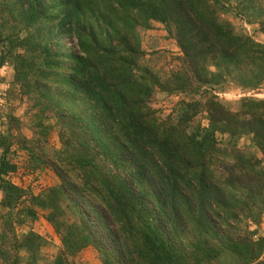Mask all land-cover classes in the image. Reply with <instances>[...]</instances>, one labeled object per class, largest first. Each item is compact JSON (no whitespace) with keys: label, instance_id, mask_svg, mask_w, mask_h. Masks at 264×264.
Returning a JSON list of instances; mask_svg holds the SVG:
<instances>
[{"label":"trees","instance_id":"1","mask_svg":"<svg viewBox=\"0 0 264 264\" xmlns=\"http://www.w3.org/2000/svg\"><path fill=\"white\" fill-rule=\"evenodd\" d=\"M227 14L264 34L259 0H0V69L35 110L32 139L11 109L0 129V264H72L87 246L102 264H264V98L212 92L260 87L264 43ZM154 21L181 51L175 70L144 62L139 31ZM158 91L178 96L165 116ZM13 146L59 182L39 194L11 182ZM37 209L59 236L51 258L43 236L15 231Z\"/></svg>","mask_w":264,"mask_h":264},{"label":"rangeland","instance_id":"2","mask_svg":"<svg viewBox=\"0 0 264 264\" xmlns=\"http://www.w3.org/2000/svg\"><path fill=\"white\" fill-rule=\"evenodd\" d=\"M264 9V0H259ZM227 19L234 25L235 29L251 36L258 42L264 43V34L259 29V24L248 23L244 18L227 14ZM142 49L145 52L144 62L155 70L167 71L175 70L180 65V57L182 56L181 51L176 45L175 39L169 36V33L165 29L164 25L154 21L152 27L149 29H141L139 31ZM64 48L76 49L75 41L64 42ZM13 69L9 65H4L0 69V129L5 125V116L10 111L14 116L19 118L21 124H19L20 132L28 139H32L34 136L29 126V122L33 119L35 110L32 109L34 102L21 97L18 98L17 86L12 84ZM212 92L220 99L224 101L234 102L244 97L252 98H264V83L254 90H244L235 86L234 84H227L221 88H215ZM178 99L176 95H168L158 91L152 97L151 105L154 109L160 111L161 116H165L172 112L174 103ZM30 111V114L27 111ZM205 114L202 115V117ZM31 116V117H30ZM201 117V123L206 124L205 117ZM34 120V119H33ZM50 124H53L46 136L48 140V147L59 148L60 138L58 126L54 124L55 120L50 119ZM218 140L223 142L225 136L218 135ZM248 137H241L237 146L243 148L249 145ZM16 146H13L15 150ZM13 161L17 163V169L8 175L11 182L17 186L32 192L33 194L42 193L48 187L53 186L59 182L58 177L47 166L40 168H30L27 165V155L25 151L16 149ZM1 198V193H0ZM0 212L3 215H7L8 211L0 207ZM69 215L62 217V220L69 222ZM252 226L251 228H253ZM260 233L264 236V217L260 225ZM16 234H22L30 229L39 233L45 238L47 244L41 249L44 258L53 257L60 247L59 236L54 232L51 225L45 219V211L37 209V219L23 223L22 225H15ZM21 255L23 253H20ZM72 264H102L98 258V254L95 249L91 246H87L81 250V252L74 257L71 261ZM44 264V263H39Z\"/></svg>","mask_w":264,"mask_h":264}]
</instances>
